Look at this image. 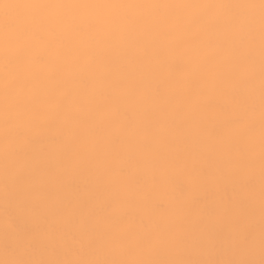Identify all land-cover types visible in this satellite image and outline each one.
Instances as JSON below:
<instances>
[{
	"label": "snow or ice",
	"instance_id": "6c2138e0",
	"mask_svg": "<svg viewBox=\"0 0 264 264\" xmlns=\"http://www.w3.org/2000/svg\"><path fill=\"white\" fill-rule=\"evenodd\" d=\"M186 9L220 14H179ZM80 10L118 15H76ZM116 41L123 44L119 62L111 59ZM53 56L65 71L45 76L40 70ZM238 67L242 89L229 85ZM53 117L66 136L98 149L92 188L65 197L71 187L63 179L54 188L32 183L31 198L19 202L39 231L29 236L8 216L0 264H264V0H0V195L6 202L17 199L24 180L16 162L28 157L29 145ZM241 140L249 168L239 177L241 191L226 202L218 194L224 179L238 178L232 149ZM198 159L214 171H198ZM185 186H200L205 199L176 213L177 232L168 244L154 249L149 242L122 258H102L114 229L150 238L157 230L152 195L163 193L171 203ZM242 202L243 216L237 212ZM113 205L128 214L126 221L110 223L105 214ZM178 233L182 243L175 241ZM215 237L226 243L217 249Z\"/></svg>",
	"mask_w": 264,
	"mask_h": 264
},
{
	"label": "bare ground",
	"instance_id": "6f19581e",
	"mask_svg": "<svg viewBox=\"0 0 264 264\" xmlns=\"http://www.w3.org/2000/svg\"><path fill=\"white\" fill-rule=\"evenodd\" d=\"M37 2H63V3H237L248 2V0H37ZM258 2V0H257ZM83 16H115L118 15L113 10H80L75 13ZM133 14L129 12V15ZM179 14L189 17H203L209 15H219L220 10L212 9H186L180 10ZM182 42L183 37H177ZM123 47L122 42H114L111 50V59L113 62H119L118 50ZM257 70H258V39H257ZM159 52H168L169 49L159 47ZM104 55L105 53H101ZM81 71L87 72L86 66H81ZM41 73L45 76L55 75L57 72L65 71L62 66L61 59L53 56L49 66L41 69ZM243 87V70L238 67L236 69L235 78L229 81ZM203 111V110H202ZM178 116L182 115L179 111ZM257 134L259 131V110L256 112ZM187 132V129H186ZM161 138L158 137V140ZM161 146H168L161 140ZM173 150H177L176 144H171ZM181 148L183 145L180 146ZM98 149L94 150L90 143L83 140H74L66 136L63 122L53 117L35 137L34 141L28 147V157L16 162L24 180L17 199L6 202L4 197L0 195V231H2L5 219L10 216L21 227V229L29 236H34L39 231V226L32 216L27 214L19 201L28 200L30 196V188L32 183H45L46 186L55 187V184L63 179L67 185L71 187V193L65 192V197L72 193L79 192L81 194L92 188L94 177L92 173L98 162ZM233 164L237 171V177L234 179H224L221 182L219 196L224 201H228L234 193L240 192L242 183L239 177L247 174L249 168L248 155L243 148V141L235 145L232 149ZM3 143L0 140V183L4 179L3 169ZM197 170L203 169L204 174L214 169L209 168V163L197 160L195 163ZM258 146L256 150V174L258 189ZM113 179V178H109ZM179 195V194H178ZM205 199V193L200 186H185L183 195L178 200L169 203V198L163 193H154L150 200L151 221L157 226V230L153 232L150 238L145 239L143 235L137 234L128 229H114L112 234L106 240V247L102 258H122L125 253L133 251L138 245H146L151 243L154 249H160L170 241L167 237L169 234L177 232L176 213L181 209L185 213L193 210L196 203ZM257 220L259 216V201L256 200ZM237 212L243 216L247 212V205L242 202L237 208ZM110 223L120 224L127 220L128 214L119 206L113 205L108 208L106 214ZM147 221V218H146ZM76 237L81 234L77 231L74 233ZM176 243L183 242L182 233L175 236ZM216 248L223 246L226 241L222 237H215L213 240ZM209 251L215 249L209 248ZM3 256V248L0 246V257ZM259 258L258 248L257 257Z\"/></svg>",
	"mask_w": 264,
	"mask_h": 264
}]
</instances>
